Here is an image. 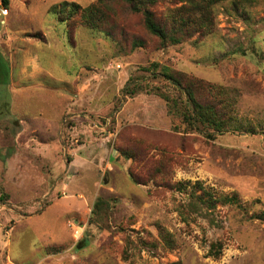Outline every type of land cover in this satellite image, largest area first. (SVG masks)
<instances>
[{"label": "rangeland", "instance_id": "1", "mask_svg": "<svg viewBox=\"0 0 264 264\" xmlns=\"http://www.w3.org/2000/svg\"><path fill=\"white\" fill-rule=\"evenodd\" d=\"M98 1L0 0V264H264V0L166 47Z\"/></svg>", "mask_w": 264, "mask_h": 264}, {"label": "trees", "instance_id": "2", "mask_svg": "<svg viewBox=\"0 0 264 264\" xmlns=\"http://www.w3.org/2000/svg\"><path fill=\"white\" fill-rule=\"evenodd\" d=\"M126 3L129 4L131 10L134 13L142 14L144 17V24L147 31L154 37L158 38L162 47H166L168 44H179L182 41V37L184 31L186 33H190L192 29H196V31L201 34H206L209 26L207 22H212L214 20L215 13V5L217 4V0H183L185 5L176 10H168L167 17L163 20L158 18L156 14L153 12L152 8L157 6L159 2L162 0H125ZM3 3L7 5V0H3ZM104 0H99L97 3L87 7L83 10L82 21L88 28L97 29L98 25L104 22L107 19V15L104 9H101L104 6ZM69 6V4H67ZM81 10V8L75 4L71 5V9L69 13H75L74 9ZM56 11V10H54ZM62 11V10H60ZM181 12V13H179ZM59 11H56V14ZM60 14V13H59ZM69 36V35H68ZM70 38V37H69ZM168 82L176 86L177 88L186 91L188 93V98L193 103L194 108H198L203 110V106L199 104L196 100L195 93L188 86H183V83L180 78L177 77L172 71H164L160 73ZM185 76L183 75V80H185ZM186 81V80H185ZM190 86V85H189ZM131 94L137 93L136 90H131ZM218 109V108H217ZM217 115L214 119L213 126L216 128H223L225 126L227 117H223L218 111H216ZM130 177L134 180L133 175ZM136 183V181H134ZM202 200V197H198ZM220 201L223 205H231L238 204L239 198L237 195H226L223 196L222 199H217L214 203H212V207H215L216 203ZM250 219L259 220L264 222V214L252 216ZM217 249L221 250L222 245L215 243L211 245V255L216 257L221 253L220 250L217 253Z\"/></svg>", "mask_w": 264, "mask_h": 264}]
</instances>
